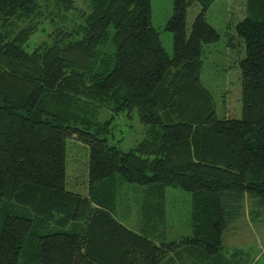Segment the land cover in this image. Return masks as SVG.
Wrapping results in <instances>:
<instances>
[{
  "label": "trees",
  "instance_id": "16d2710c",
  "mask_svg": "<svg viewBox=\"0 0 264 264\" xmlns=\"http://www.w3.org/2000/svg\"><path fill=\"white\" fill-rule=\"evenodd\" d=\"M195 1L187 31L193 1L172 0L169 56L150 0H85L73 27L75 0H0V264L222 263L246 199L264 205V0H245L235 26L239 118H218L200 82L219 35L205 18L214 0ZM124 112L144 127L127 151L113 134ZM68 140L88 150L83 194L67 188ZM122 182L144 187L139 232L116 217ZM168 187L191 194V234L171 241L155 232Z\"/></svg>",
  "mask_w": 264,
  "mask_h": 264
},
{
  "label": "rangeland",
  "instance_id": "374dc122",
  "mask_svg": "<svg viewBox=\"0 0 264 264\" xmlns=\"http://www.w3.org/2000/svg\"><path fill=\"white\" fill-rule=\"evenodd\" d=\"M78 10L70 14L69 27L82 22L81 12L86 11L85 0H75ZM186 11V29H190L200 6L192 0ZM151 25L158 31L166 52L172 54V37L165 30L167 20L172 14V0H150ZM245 14V0H214L205 12L209 25L218 33L219 39L203 47L201 55V84L210 92L215 103L218 118L240 117V70L238 62L244 57V45L235 32V26ZM24 24L21 23V26ZM47 22H45V25ZM45 39L43 35L32 38L34 42ZM110 111L102 109L99 118L105 120ZM115 140L123 137L119 146L127 151L142 139L143 125L136 112L129 117L122 113L113 121ZM86 146L75 140L67 143V188L83 194L87 190ZM85 191V192H84ZM144 187L122 182L117 189L116 217L122 224L139 232L142 228L141 205L144 199ZM246 199L240 216L229 224L222 237V260L226 263L264 264V205ZM191 194L178 188L165 190L162 222L157 223L155 232L167 236V240H176L191 234L190 226ZM150 223H155L154 221ZM68 230H71L69 227ZM197 260V259H196Z\"/></svg>",
  "mask_w": 264,
  "mask_h": 264
},
{
  "label": "crops",
  "instance_id": "0c3cea01",
  "mask_svg": "<svg viewBox=\"0 0 264 264\" xmlns=\"http://www.w3.org/2000/svg\"><path fill=\"white\" fill-rule=\"evenodd\" d=\"M159 238H161V240H166V241H171V240H167V236H164L162 234H160ZM188 253L184 254V257L182 256H178V258H173L172 261H169L167 264H209V263H198V262H195V258H192L191 256L187 255ZM175 261V262H174ZM221 264H239V262H234V263H226L225 261H222Z\"/></svg>",
  "mask_w": 264,
  "mask_h": 264
}]
</instances>
